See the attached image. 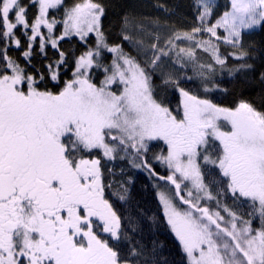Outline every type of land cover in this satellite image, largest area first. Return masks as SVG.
<instances>
[{"label":"snow or ice","instance_id":"obj_1","mask_svg":"<svg viewBox=\"0 0 264 264\" xmlns=\"http://www.w3.org/2000/svg\"><path fill=\"white\" fill-rule=\"evenodd\" d=\"M109 7L0 0V264H161L165 225L179 264H264V0Z\"/></svg>","mask_w":264,"mask_h":264},{"label":"trees","instance_id":"obj_2","mask_svg":"<svg viewBox=\"0 0 264 264\" xmlns=\"http://www.w3.org/2000/svg\"><path fill=\"white\" fill-rule=\"evenodd\" d=\"M24 2V0H22ZM67 3H72L73 0H66ZM106 3L112 5L109 7V16L106 20V26L108 23L116 26L118 25L119 15L123 11L130 8L137 14L145 15H163L161 9L154 7L156 3H164L169 6L176 7L178 15L172 17L176 22L180 23V18L185 14L190 15L189 5L192 0H105ZM223 4L224 0H219ZM251 41L259 43L264 39V33L257 31L256 34L248 38ZM68 47L67 44L64 45ZM259 72V62L257 64V74ZM222 87L227 88L228 93L225 96L224 93L214 94V97L227 104L235 96L243 94L248 98L255 100L259 103V85L253 79H246L239 77L235 80H229L225 77ZM175 100L173 101V106ZM136 183L133 189V203L131 205L132 213L135 215L138 211L143 212L145 216V228L151 227V222L147 220V217L152 216L157 211L158 201L155 198L154 190L151 188V183L143 173H137L134 178ZM149 240L155 239L158 245H162L161 251V264H179L180 257L182 254L178 250V245L175 242V238L171 235L170 231L167 230L166 225L162 228H158L155 233H149Z\"/></svg>","mask_w":264,"mask_h":264}]
</instances>
